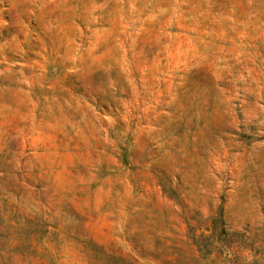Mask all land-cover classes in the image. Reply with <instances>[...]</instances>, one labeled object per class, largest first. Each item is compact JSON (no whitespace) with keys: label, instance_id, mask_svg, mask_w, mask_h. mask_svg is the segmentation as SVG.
Listing matches in <instances>:
<instances>
[{"label":"rangeland","instance_id":"1","mask_svg":"<svg viewBox=\"0 0 264 264\" xmlns=\"http://www.w3.org/2000/svg\"><path fill=\"white\" fill-rule=\"evenodd\" d=\"M0 264H264V0H0Z\"/></svg>","mask_w":264,"mask_h":264},{"label":"trees","instance_id":"2","mask_svg":"<svg viewBox=\"0 0 264 264\" xmlns=\"http://www.w3.org/2000/svg\"><path fill=\"white\" fill-rule=\"evenodd\" d=\"M224 234H228L226 229H223ZM196 244L198 246V250L202 255L211 254L213 249H208L206 244H203L200 240H196Z\"/></svg>","mask_w":264,"mask_h":264}]
</instances>
